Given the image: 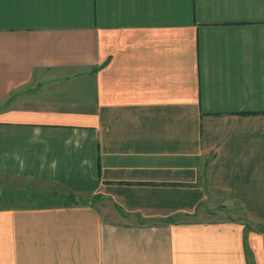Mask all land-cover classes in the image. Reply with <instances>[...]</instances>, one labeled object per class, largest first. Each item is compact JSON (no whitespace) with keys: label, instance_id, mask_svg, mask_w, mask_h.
I'll return each instance as SVG.
<instances>
[{"label":"crops","instance_id":"0c3cea01","mask_svg":"<svg viewBox=\"0 0 264 264\" xmlns=\"http://www.w3.org/2000/svg\"><path fill=\"white\" fill-rule=\"evenodd\" d=\"M0 185V264H264L196 219L264 215V0H0Z\"/></svg>","mask_w":264,"mask_h":264},{"label":"rangeland","instance_id":"374dc122","mask_svg":"<svg viewBox=\"0 0 264 264\" xmlns=\"http://www.w3.org/2000/svg\"><path fill=\"white\" fill-rule=\"evenodd\" d=\"M1 188L3 189V186L0 185V189ZM5 193L6 192H4V196ZM33 196L35 204L49 202L62 204L74 201L73 198L68 197L67 193L63 192L60 188H56L52 185L34 186ZM196 211L199 212L198 216H196V219H199L201 221L234 219L240 221L242 220L241 222L243 223L246 222L264 225V215L259 217H246L244 215L246 211L239 202H235L232 200H218L216 198H213V196L211 197V199L202 201L201 205L196 209Z\"/></svg>","mask_w":264,"mask_h":264}]
</instances>
